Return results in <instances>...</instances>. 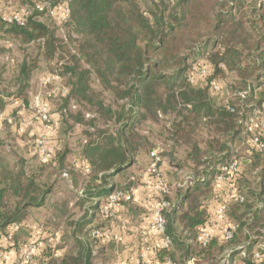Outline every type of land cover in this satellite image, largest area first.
Listing matches in <instances>:
<instances>
[{
    "label": "trees",
    "instance_id": "1",
    "mask_svg": "<svg viewBox=\"0 0 264 264\" xmlns=\"http://www.w3.org/2000/svg\"><path fill=\"white\" fill-rule=\"evenodd\" d=\"M49 1L68 4L70 13L62 25L71 26L78 36L74 51L65 53L63 46L67 38L57 37L46 21L41 20L45 17L59 27L47 12H33L23 25L6 23L0 18V33L23 42L36 43L44 59L54 64L48 74L54 78L49 83L62 81L67 76L71 83L70 88L61 90L60 118L72 108L76 109L77 101L91 102L92 69L104 88L113 90L120 98L129 117H120L116 113L112 116L111 110H106L109 118L118 124L115 129L108 130L107 125L97 127L99 117L95 113L83 112L87 127L81 140L79 162L75 159L59 173L66 172L70 176V169L79 168L82 166L80 162L84 161L94 173L96 183L93 187H84L82 194L78 195L84 211L82 217L72 223L71 235L68 236L70 245L62 241L64 251L55 257L53 255L60 247V244L56 247V241L45 242L40 247L43 255H50L45 264H95L94 258L99 252L97 245L104 236H91L92 229H102L94 223L97 220H114L100 212V205L114 189L129 193L140 179L134 174L124 182H115L117 174L135 164L131 154L148 148L146 138L141 136L142 130L135 127L144 117L141 109L157 119H163L168 109L167 102L172 100L183 113L177 124L172 122L166 127L167 138L170 146L178 143L189 145L183 159L189 170L176 187L175 202L167 197L170 209L164 213L165 234L171 239V246L164 249L157 239L150 237L155 243L147 246L150 249V264H165L166 258L174 264H213L211 261L215 256H221L220 261L227 258L229 264H233L237 257L240 264H264V246L258 250L259 259L254 257V250L251 249L256 243L254 229L257 234L264 229V169L258 177L260 185L256 192L241 183L247 165H251V172L256 176L255 168L258 165L264 168V163L259 157L253 161H242L233 151L234 141L242 138V134H249L246 138L248 146L256 153H264V150H255L250 143L256 135L264 142V129L260 125L264 122V89L258 93L259 104L252 103L256 91L264 86V0H153L147 9L141 6L139 0ZM32 2L24 1L21 5ZM206 42L211 43L212 51H207ZM190 53L195 60L199 56L207 60L197 63L198 69H204L205 74L194 71L187 80L182 76L188 68H192L190 63L187 64ZM80 61L89 67L83 68ZM33 66V62L28 65L23 61L18 73L20 79L28 77V71ZM167 71L170 73H162ZM228 72L234 73L235 86L230 85L228 97L223 104H217L209 97L208 91L215 92L212 83H216L218 92L221 88L218 78ZM160 84L165 85L162 91ZM98 105L101 107V102ZM20 110H25L23 105L18 113ZM0 111L17 121H0L3 124L17 126L21 120L19 116ZM51 121L56 124L52 115ZM203 130L210 137L203 139ZM194 136L200 137V141L192 139ZM103 141L105 143L101 147ZM157 144H150L148 152ZM62 152L55 148L51 161L40 164L62 167ZM168 157L173 158L170 153ZM232 159L238 161L237 171L225 181H216L218 167ZM19 186L21 184L12 181L8 187L12 190L11 195L21 194L22 187ZM27 187L22 197L33 201L30 187ZM6 195L7 187H2L0 231H4L9 224L20 226L27 206L32 204L25 202L20 205L18 202L10 207ZM43 195H39V200ZM236 195H241L243 200H236ZM133 200L134 196L130 200L121 198L118 203L119 206L128 205ZM222 204L227 207L226 216L230 223L235 225L233 237L229 240L221 239V224L216 218L217 208ZM213 225H218L219 234L213 232L210 242L200 245L196 241L199 230L205 226L214 230ZM176 252H179L183 262L176 260Z\"/></svg>",
    "mask_w": 264,
    "mask_h": 264
},
{
    "label": "rangeland",
    "instance_id": "2",
    "mask_svg": "<svg viewBox=\"0 0 264 264\" xmlns=\"http://www.w3.org/2000/svg\"><path fill=\"white\" fill-rule=\"evenodd\" d=\"M24 1L31 2L36 0H0V14L9 13L18 9ZM139 1L144 9H147L153 3V0ZM246 1L249 2L252 0ZM41 20L46 21L49 28L53 30L57 37L67 38V42L63 46V51L65 53H68V51H74L73 49L76 46L78 36L71 26L66 27L65 25L59 24L58 27L45 17H42ZM206 45L207 51L213 50L211 43L206 42ZM194 57L195 56L191 54V58L187 61V64L190 63L189 65L191 67L207 60L204 56H199L200 58L197 60H195ZM23 61H26L28 65L33 62L34 66L29 69L28 77L20 79L21 77L18 73ZM79 64L83 68L89 67L84 61H80ZM53 66L54 64L52 61L44 59L43 55L39 53L36 43L23 42L19 38H12L6 36V34L0 33V109L8 114L19 116L21 119H31V124L26 127V130L23 133L17 131L16 125H6L0 122V189L2 187H7L6 197L9 198L10 207L16 205L18 202L20 205L25 202L32 203L27 206L25 211L26 215L11 240H4L2 238L10 224L4 231H0V252L4 255L0 264H6L8 259L7 252L11 250L18 253L17 258H20V252L24 245L28 241L38 237V234L36 233L37 227H42L44 231L43 235H41L42 240H46L47 236L53 235L57 230H60V239L70 245L71 240L68 239V236L71 235L70 229L72 223L79 220L84 211L83 204L78 200V190L83 189L84 187H93L96 183L93 180V172L85 174L84 170L76 167V169H70V176L64 177L59 173L63 167H69L70 162L75 159L78 160L81 140L86 135L85 127H87V122L83 118V112L90 111L95 113L99 117V120L96 122L97 127L107 125L108 130L115 129L114 127H117L118 124L117 122L114 123L113 120L109 118V113H107L106 110L110 109L113 113H110L112 116L116 113L120 114V117H129V113L122 106L123 102L120 98L116 96L113 90L104 88L92 69L90 74V87L92 88V94L90 95L91 102L87 100L77 101V108H72L70 112L60 118L58 111L59 104L62 101V98L60 97L62 93L61 90L62 88H70L71 82L65 75L62 78V81L57 80L52 83L44 84L42 79L51 73ZM192 72L193 69L188 68V70L184 72L182 78L185 79L186 77L188 80L187 77L191 75ZM162 73L168 74L170 72L167 71ZM235 79L234 73L232 72H228L225 76L218 78V81L220 80L221 83L220 90L213 93L208 91V95L211 97L212 101L217 104H223L224 100L230 93L229 86H235ZM164 88L165 85H159L161 91ZM262 89H264V86L256 91V95L254 99H252L254 105H258V102L261 101L259 100L260 96L258 93L259 91H262ZM2 96L5 100H3ZM36 96H39L47 105L50 114H56L58 120H60L58 125L54 124L55 129L52 131L50 138L55 148L59 151H63L62 160L64 165H62V167L41 165L34 145L32 144L36 137H38L43 131V128L32 119V104ZM261 97H263V95ZM98 102H101V107H99ZM22 105L25 110L23 112L20 110L21 112L18 113V109H20ZM167 108L168 109L165 111V118L163 119H157L141 109L144 117L140 118L135 127H138L139 131L142 130L140 133L141 136L146 138L148 148L150 144L156 142L162 144L163 151L161 157L165 162L166 169L161 170L166 175V180L169 183L168 185H170L171 192L169 197L175 202L177 197L176 187L185 179L187 176L186 171L189 170V167L183 162L185 155L189 151V145L178 143L176 146H170L171 143L167 138L168 133L166 127L170 126L172 122L177 124L183 111L177 108V104L173 100L170 101V103L167 102ZM246 123L248 125L247 127H249V122L246 121ZM201 135L203 136V139L210 137L206 130H203ZM247 136H249V134H242V138H237L234 141L233 151H236L238 157L242 161H248V159L252 160L259 157L261 163H264V153L259 154L251 149L247 144ZM192 139L200 141L201 138L194 136ZM104 143L105 142L103 141L101 147H103ZM148 148L146 151H135L131 154L135 164L123 171V173L117 174L115 177L116 183L124 182L130 175H137L146 170L148 163L150 162ZM169 153L173 158L170 159L168 157ZM80 163L82 167H84L85 162L82 161ZM250 166L251 165L244 166L246 170L244 171V176H242L243 179L241 183L249 190H255L256 192L260 185L258 177L263 172L264 168L261 165H258V167L255 168V173H257L255 176L253 174L254 172H251L253 169ZM142 179L143 177L138 180L136 186ZM12 181L21 184L19 187H22V189L19 196L11 195L12 190H8ZM27 186L30 187V196L34 197L33 201L28 197H22L24 195V193H22L23 190H25V188L28 189ZM8 192L10 197L8 196ZM41 193H44V195L43 198L39 200V195ZM110 222L111 220L105 219L102 222L97 220L94 224L100 225L102 228L101 230L105 235V232L107 231L104 230L105 228L103 227L109 225ZM253 236L255 237L253 239L256 240V243H254L251 249L259 250V248L264 246V242H262L264 241V229L260 230L258 234L257 230L254 229ZM256 236H259L262 239H258ZM100 241L97 245V249L95 248L99 251L94 258L95 264L104 263L103 248L100 245ZM146 245L147 243L144 242L141 249L142 251ZM58 246L59 244L56 245V247ZM110 250L107 251L108 254L110 253ZM149 250L148 247V251ZM140 252L141 251H139V253ZM262 255L264 258V254ZM53 257H55V255H53ZM145 257L144 264L150 257L148 252H146ZM220 257L221 256L217 258V256H215V259L212 258L214 260H212L211 263L229 264L228 261H224L227 260V258H223L220 261ZM139 258L140 256L138 259ZM175 258L178 262H183L179 252H176ZM138 264H142L141 258L139 259ZM233 264H240L238 257L234 259Z\"/></svg>",
    "mask_w": 264,
    "mask_h": 264
},
{
    "label": "built area",
    "instance_id": "3",
    "mask_svg": "<svg viewBox=\"0 0 264 264\" xmlns=\"http://www.w3.org/2000/svg\"><path fill=\"white\" fill-rule=\"evenodd\" d=\"M47 12L50 16H52L57 24L62 25L68 18L70 9L68 7V4L64 1H59L56 3H52L49 0H39L34 1L32 3H24L22 4L18 9L13 10L9 13H3L0 15L1 21L6 23H17L19 25H23L26 21L27 17L30 16L33 12ZM193 72H197V74H205L204 69H198V66L192 67ZM53 75H47L42 79V82L49 83L51 80H53ZM212 89L216 92L219 89L218 84L212 83ZM32 111H33V120L38 122L40 126L43 128V131L36 137V139L33 141L35 151L38 156V160L40 163H48L51 161L54 152H55V146L51 142L50 135L52 131H54V124L51 121V115L49 108L47 105L40 99L39 96H36L33 100L32 104ZM89 116V115H86ZM0 121H6L8 123L15 122V118L10 115H6L5 113L0 111ZM17 122V121H16ZM31 124V119L25 120L21 119L17 123V131L19 133H23L26 130V127H28ZM260 125L264 129V122H261ZM251 146L255 148V150L263 151L264 150V142L260 139L259 136H253L251 138ZM162 145L158 143L150 152V163L145 171H142L141 173L137 174L139 178L143 177H153L152 179V188L153 190L160 195V200L158 204L153 209V216L152 220L149 223L148 229H147V235L148 237L157 239L159 241V244L164 249H169L171 246V239L165 234V228H166V218H165V212L170 209V202L168 201L167 197L170 195V187L166 181V177L163 173V171L158 166L159 163L162 161L161 153L163 151ZM76 165V164H75ZM81 170L85 171V174L90 172V167L88 165H84V167H79ZM238 169V161L235 159H232L228 162H225L221 164L218 167V172L216 173L215 180L222 182L225 181L227 178H229L233 173H235ZM62 175L64 177H67L68 174L66 172H63ZM130 179H134V177H131ZM82 194V189L78 190V195ZM134 196V190L131 189L129 193H124L120 189H114L104 200V202L100 205V212L109 218L115 219L117 217L116 211L119 206V200L121 198L125 200H130L131 197ZM236 200L241 202L243 200L241 195H236ZM226 205L222 204L217 208V214L216 218L220 222V233H221V239L223 240H229L233 237V232L235 230V225L230 223L228 217L226 216ZM19 225L18 224H10L7 228V231L2 236L4 240H11L13 235L18 230ZM43 229L42 227H37L36 233L38 234V237L28 241L24 247L21 249L20 252V259L23 263L30 262L35 253L40 249V247L45 242H54L59 238V235L61 233L60 230H57L53 235L47 236V239L41 238V235H43ZM213 230L211 227H202L196 237V241L200 245H207L210 240L213 238ZM91 236L100 238L104 236V232L101 229L94 228L91 230ZM146 252H148V247H145L144 250L140 252V258L142 260V264H144ZM244 255V252H242ZM253 255L255 258H260V253L258 250L253 251ZM3 254L0 252V262L3 258ZM56 256V254H55ZM139 258V259H140ZM225 262L228 260H224ZM145 264H150L149 260L145 261ZM165 264H174V262L170 258H166Z\"/></svg>",
    "mask_w": 264,
    "mask_h": 264
},
{
    "label": "crops",
    "instance_id": "4",
    "mask_svg": "<svg viewBox=\"0 0 264 264\" xmlns=\"http://www.w3.org/2000/svg\"><path fill=\"white\" fill-rule=\"evenodd\" d=\"M52 117L58 125L59 120L56 114H53ZM160 167L162 170L166 169L163 160ZM151 182L152 179L149 176L143 178L134 188L133 202L128 205H120L117 209V218L103 227L107 231L100 241L103 248V264H138L139 251H141L143 243H147L145 247L148 244L151 246L155 244L146 234L152 220L153 209L160 200L159 195L153 190ZM100 221L102 222V220ZM213 227V232L216 235L219 234L218 225H213ZM55 243L62 244L60 237ZM108 250H110L109 254ZM61 251H64L63 245L57 248L54 255H60ZM7 253L6 264H45V261L50 258V255H43L42 248L35 253L31 263L21 262L20 258H17L18 253L13 250ZM153 257L151 253V258Z\"/></svg>",
    "mask_w": 264,
    "mask_h": 264
}]
</instances>
